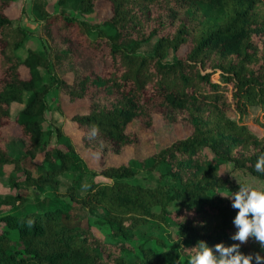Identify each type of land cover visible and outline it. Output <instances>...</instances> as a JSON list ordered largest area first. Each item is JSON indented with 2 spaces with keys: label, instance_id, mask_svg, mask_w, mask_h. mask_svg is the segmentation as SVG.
I'll list each match as a JSON object with an SVG mask.
<instances>
[{
  "label": "trees",
  "instance_id": "16d2710c",
  "mask_svg": "<svg viewBox=\"0 0 264 264\" xmlns=\"http://www.w3.org/2000/svg\"><path fill=\"white\" fill-rule=\"evenodd\" d=\"M12 1L0 0V135L18 126L24 150L14 156L0 143V170H21L22 178L9 174L10 185L31 186L35 201L25 207L20 192L0 195L8 206L0 210V264H186L201 240L212 248L240 243L231 238L238 209L217 193L239 190L222 171L226 163L264 181L255 170L264 133L243 120L251 107L264 118V0H56L53 10L32 0L47 42L25 56L18 50L30 32L8 14ZM100 1L111 13L91 19ZM150 42L151 52L139 51ZM53 88L88 99L71 120L99 155L98 170L59 126L41 127ZM14 103L22 106L12 116ZM157 113L189 133L147 156L105 164L138 142L129 123L151 130ZM150 171L156 175L145 183L128 180ZM63 173L71 180L61 191ZM240 251L264 256L254 237Z\"/></svg>",
  "mask_w": 264,
  "mask_h": 264
},
{
  "label": "rangeland",
  "instance_id": "374dc122",
  "mask_svg": "<svg viewBox=\"0 0 264 264\" xmlns=\"http://www.w3.org/2000/svg\"><path fill=\"white\" fill-rule=\"evenodd\" d=\"M48 8L53 10L55 8L54 3L56 0H47ZM22 5L25 11L22 13ZM61 7H59V10ZM66 10H70V7H66ZM76 14L78 11L73 10ZM111 13V8L107 1H100L96 10L89 15L91 19L101 20L104 17L108 16ZM8 14L13 17L19 18V23L29 29V35L23 45L19 48L18 53L21 56H25L28 47H34L38 49L44 48L47 38L46 34L42 29L41 20L36 16L35 12L32 9V0H13L11 6L8 9ZM151 43L144 44L139 48L140 52L149 53L151 52ZM63 69H60L61 73ZM43 74L46 73L44 68H41ZM22 74L24 76L28 75V72L25 68L22 69ZM73 73H65L67 79L72 78ZM214 80L218 79V73L212 75ZM27 96V93H25ZM47 100L49 103V108L45 112V116L41 122V127L44 130L51 129L57 125L61 128L64 136L69 138L70 141L74 144L77 152L81 158L86 162V164L94 170H98L101 165V159L99 155L96 154L92 149L85 147L81 141V129H79L76 124L71 120V116L78 111H85L88 108V99L80 98L76 100H70L68 95L62 90H57L53 88L47 95ZM22 106V104L14 103L11 107L12 116L15 112ZM263 111L259 107H251L248 113L243 117V120L246 122L247 126L256 132L257 134L264 133V126L260 122H264L262 116ZM229 115L235 117L236 114L229 112ZM258 116V119H257ZM260 118V119H259ZM128 129L135 130L138 134V142L128 146L122 153L112 154L107 158L105 164H119L125 163L131 158H141L151 154L160 148L166 146L174 139L178 137L185 136L189 133L190 128L187 125L176 122H168L163 117L157 113L155 115L154 126L151 130L146 129L138 120L128 124ZM20 129L16 125H7L4 131L0 135V143L4 146L11 155H18L23 152L24 144L19 138ZM47 134L44 135L46 138ZM54 138V137H53ZM52 139L51 141H54ZM42 157V153H39L35 158V162H39ZM29 164V163H27ZM161 167V166H160ZM230 170L234 180H244L246 184L255 186V187H264V181L261 178H258L255 175L247 173L241 169H232L231 164L226 163L222 166V171ZM33 172L36 174L38 172L36 167H33ZM9 174H13L17 178H22L23 173L21 170H15L12 165H5L0 170V195H3L7 192H20L26 196L27 201L25 207H29L34 204V193L31 186L20 184L19 187H12L9 182ZM155 172L150 171L146 173H141L138 177H130V181H140L145 183L153 177H155ZM59 190L64 191L67 186L70 184L71 175L69 173H63L59 176ZM95 180H104L106 179L102 175L93 176ZM88 183L85 181L83 187L80 190V193L83 194L87 189ZM49 190L45 189V192ZM8 208L3 202H0V210H5Z\"/></svg>",
  "mask_w": 264,
  "mask_h": 264
},
{
  "label": "clouds",
  "instance_id": "9594fccd",
  "mask_svg": "<svg viewBox=\"0 0 264 264\" xmlns=\"http://www.w3.org/2000/svg\"><path fill=\"white\" fill-rule=\"evenodd\" d=\"M97 129L93 126L91 135H96ZM257 172L264 173V154L259 155L255 164ZM238 180V179H237ZM239 190L227 195L218 192L222 198L233 200L232 207L238 209L233 223L238 231L231 237L240 243L225 246L218 243L214 248L205 241H199L194 248L189 249L190 255L186 264H264V256L260 253L244 254L240 251L241 244L254 237L264 249V187H254L242 184L238 180ZM176 264H183L180 259Z\"/></svg>",
  "mask_w": 264,
  "mask_h": 264
}]
</instances>
